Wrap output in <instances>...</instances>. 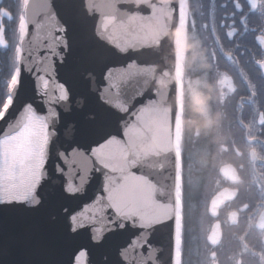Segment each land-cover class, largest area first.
Returning <instances> with one entry per match:
<instances>
[{
    "label": "snow or ice",
    "instance_id": "obj_1",
    "mask_svg": "<svg viewBox=\"0 0 264 264\" xmlns=\"http://www.w3.org/2000/svg\"><path fill=\"white\" fill-rule=\"evenodd\" d=\"M82 2L91 16L88 0ZM251 3L253 8L258 6L257 0H251ZM119 6L130 9L129 17L112 26L110 31V18H105L103 25L97 21V43L91 44L82 57V66L85 74L93 72L92 65L102 63L113 50L145 57L139 63L131 61L121 71H113L105 65L98 81L103 87L92 93L98 108L93 110L95 116H88L90 123L102 125L107 118L121 114L127 119H118L114 130H101L88 143L81 141L78 125L70 129L66 125L58 128L60 113L51 105L59 107L61 102L74 99L75 93L68 81L53 82L50 89L54 72L52 61L42 70L44 74L39 75L40 87L36 89L47 98V106L43 108L46 114L38 112L33 103L24 102L16 108L18 97L15 94L24 88L22 72L32 71L21 64L20 68L14 69L16 84L8 79L7 92L0 102V121L4 122L0 128V205H20L32 210L55 207L63 215L72 235L86 232V242L73 252L68 264H89L88 256L93 247H103L110 237L124 233L128 235L117 248L116 260L108 264H156V250L150 240L156 231L171 226L175 264V217L156 219L153 216L156 211L153 189L146 185L138 157L144 146L166 141L169 123L175 122V110L170 113L163 106L162 91L149 85V81L163 84V80L157 79L155 60L157 50L167 40L162 33L171 18L180 27L190 23L194 26V21L190 19L185 0H179L178 5L173 0L170 3L164 0H120ZM69 7L75 9L76 5L72 3ZM40 12L41 9H37L35 15ZM96 15L99 17L100 14ZM30 26L36 32L34 39L42 38L39 30L44 25ZM68 30L52 24L47 33L49 43L42 50L51 53L57 61L61 59L57 49L66 50L68 47L65 36ZM178 42L183 41L178 39ZM87 79L91 84L92 78ZM260 123L264 124V116H261ZM58 143L64 151L57 148ZM54 161H59L63 167ZM93 173L102 177L99 194L88 203L80 202L74 206L68 203L85 192ZM53 177L58 178V184L53 183ZM147 179L152 180L151 177ZM50 187L55 191H50ZM130 251L135 255L130 257Z\"/></svg>",
    "mask_w": 264,
    "mask_h": 264
},
{
    "label": "water",
    "instance_id": "obj_2",
    "mask_svg": "<svg viewBox=\"0 0 264 264\" xmlns=\"http://www.w3.org/2000/svg\"><path fill=\"white\" fill-rule=\"evenodd\" d=\"M252 11L257 9L252 7L251 0H247ZM170 3L171 0H164ZM179 0H173L178 5ZM237 2V1H236ZM259 4V0H257ZM75 3L76 8L71 9L70 4ZM239 4V3H238ZM120 0H88V9L93 13L91 16L85 11L82 0H25L24 18L19 43L18 66L21 64L32 69L31 72H22L24 88L22 92H17L18 97L15 107L19 108L21 103H33L38 112H43L47 98L40 95L36 89L40 87L39 75H43V69L51 65L54 66V72L50 78V89L53 82L64 83L68 81L71 84V90L75 93L74 99L68 102H61L57 107L51 105L60 113V119L57 121V127L66 125L68 129L77 125L81 129L80 139L84 143L91 142L96 138L101 130H114L117 126V120L127 119L121 114L119 117L111 116L104 120L103 124H92L88 116H95L94 109L98 108V102L92 95L98 87L101 75L105 71V65L113 71H121L133 60L137 63L145 59L135 53L122 54L118 51H111L107 54L102 63L92 65L93 72L85 74L83 72L82 57L86 54L91 44L96 41V25L99 20L103 25L105 18H110L112 24L108 31L114 25H119L127 20L130 15V9L121 8ZM241 7V5L239 4ZM37 9H41L40 15L36 16ZM99 13V17L96 15ZM178 16V10H177ZM42 24L40 36L42 38L34 39L36 32L29 25ZM68 28L65 36L68 40L66 50L57 49L60 60L42 49L47 48L49 40L47 33L51 30V25ZM107 35V32L103 33ZM53 35H59L53 33ZM231 37L233 34H230ZM167 40L157 50L155 56L157 67V79L163 80V84L149 85L162 91L163 106L171 113L175 110V122L169 123V135L166 141L159 145H146L142 148L138 157L145 173L146 185L153 189V199L156 202V211L153 216L156 219H169L175 217V264H179V246L181 241L182 224V160H181V127H182V53H183V27L175 23L174 18L169 19L166 30L162 33ZM258 43L264 49V37H257ZM264 75V61L258 62ZM37 69L41 71L38 72ZM79 69V70H78ZM167 73V75H164ZM88 77L92 78L91 84ZM16 84V76L13 77V85ZM55 94V93H53ZM64 109V111H61ZM11 111V110H10ZM264 111H261L257 118L258 125ZM9 119L11 116L8 117ZM4 122L0 121V128ZM66 143V141H62ZM60 151H64L60 144H57ZM252 161L257 160V154L254 149L250 151ZM50 162V166H51ZM54 163L63 167L59 161ZM223 177L238 182L240 179L239 171L232 163L223 164L220 168ZM50 175L51 172H50ZM148 177L152 180L148 181ZM53 183L58 184L59 180L53 177ZM102 177L93 173V179L90 186L86 187L85 192L74 201L68 203L73 206L77 203L90 202L91 198L99 194ZM54 192L55 189L51 188ZM238 190L233 188H223L211 198L209 213L213 216L218 215L219 208L234 199ZM237 212L230 214L232 221ZM264 223V211L258 219V226ZM87 233L81 232L79 235H72L69 232L67 222L62 214L55 207L45 206L36 210L29 209L20 205H0V264H68L73 252L85 243ZM127 233L118 234L110 237L109 241L100 248L93 247L88 256L89 264H108L109 261L116 260L117 248ZM147 235V233H145ZM222 237V229L217 221L213 224L208 239L214 244L219 243ZM153 249L156 250V264H173V232L171 226L161 228L156 231L150 240ZM135 253L129 252V256Z\"/></svg>",
    "mask_w": 264,
    "mask_h": 264
},
{
    "label": "flooded vegetation",
    "instance_id": "obj_3",
    "mask_svg": "<svg viewBox=\"0 0 264 264\" xmlns=\"http://www.w3.org/2000/svg\"><path fill=\"white\" fill-rule=\"evenodd\" d=\"M236 1L211 0L212 7L207 9L202 0H193L195 8L192 17L194 26L192 25L191 41L196 47L190 58L192 69H190L188 101L191 111L188 122L193 119L197 121L203 119L201 114L194 112L193 97L196 91L208 93L210 91L209 85L212 86V99L209 103L208 113L210 117L219 118L220 109L225 102L227 104L225 106L228 108L234 106L237 99L231 96V93H235L236 87L233 89L229 87V84L232 83L233 74L228 70L224 71L223 68L232 65V60L236 59L233 53H236L246 44H252V40L259 45L257 37H264V19L261 21L262 16H254V12L258 9L252 11L247 0H238L241 7ZM218 3L224 8L222 11L218 10ZM260 3L261 0H259L258 8ZM228 4H232V6L227 7ZM230 34L233 36L231 37ZM185 40H187L186 26ZM208 52L213 53V59L211 55H206ZM194 53H202V55L194 56ZM222 55L229 62H224ZM260 61H264V59L255 60V63L258 64ZM224 100L225 102H223ZM238 103L241 104V101L239 100ZM261 111H264V108L257 114V125V118ZM263 125H258L260 127L259 132L263 131L261 127ZM218 127L219 124L216 123L211 128L198 129L195 125L189 127L188 123L187 132L195 142L216 141L222 138L217 133ZM251 139L254 141L256 138L252 136ZM249 160L254 167L245 175L241 171L244 168L243 165L237 166L233 162H226L237 167L240 175L238 182L223 177L220 173L223 164L219 166L218 176L215 175L212 179L213 192L207 203L209 217H205L200 237L197 238L200 243L197 245V242H191V239L195 240V237L190 238L185 264H264V223H261V227L257 224L264 211V188L262 194L258 193L255 182L258 180L257 183L261 184L262 179L255 174L259 171L258 168H255L256 161H252L250 155ZM261 175L263 176L264 173L261 172ZM226 187L237 189V195L219 208L217 216H213L209 213L211 198L219 190ZM232 212L238 213L233 221L230 219ZM217 221L221 225L222 237L219 243L214 244L209 241L208 236L213 224Z\"/></svg>",
    "mask_w": 264,
    "mask_h": 264
},
{
    "label": "trees",
    "instance_id": "obj_4",
    "mask_svg": "<svg viewBox=\"0 0 264 264\" xmlns=\"http://www.w3.org/2000/svg\"><path fill=\"white\" fill-rule=\"evenodd\" d=\"M207 9L212 7L211 0H202ZM190 19L194 13L193 0H187ZM25 0H0V102L4 100L7 92V81L11 78L13 84L14 69L18 66L19 43L24 18ZM228 4L227 7H231ZM219 11L224 9L217 4ZM260 15L264 19V0L254 16ZM187 40L185 42V54L183 62V125L181 139L182 153V245L181 264H185V256L190 238L200 243V237L205 217H209L207 203L213 192L212 179L219 174V166L226 162H233L237 166L243 165L241 170L247 174L254 165L249 160L250 149H255L258 154L255 168L259 171L256 175L261 177V184L256 180V189L262 194L264 188V125L262 132L256 124V117L264 108V77L255 63V60L264 59V50L252 40V44H246L236 53L230 67L223 68L233 74L230 89L236 87L231 96L237 100L234 106L228 108L225 102L220 109L218 118L219 127L216 129L222 138L216 141L195 142L187 132L188 118L190 114L189 88L190 84V58L194 49L187 47L193 44L191 41L192 24L186 26ZM242 40V38H240ZM213 53L208 52L206 55ZM219 58V57H218ZM224 62L229 60L222 55ZM241 101V104L238 101ZM256 139L252 141L251 137ZM200 240V239H199Z\"/></svg>",
    "mask_w": 264,
    "mask_h": 264
},
{
    "label": "clouds",
    "instance_id": "obj_5",
    "mask_svg": "<svg viewBox=\"0 0 264 264\" xmlns=\"http://www.w3.org/2000/svg\"><path fill=\"white\" fill-rule=\"evenodd\" d=\"M188 48L194 49L196 47L195 44H188ZM202 55V53H194V56ZM210 91L208 93H204L202 91H196L193 97L194 102V112L199 113L203 116V119L197 121L195 119L190 120L189 127L195 125L198 129H208L211 128L214 124L218 123V117H210L209 113V103L212 99L211 95V85L208 86Z\"/></svg>",
    "mask_w": 264,
    "mask_h": 264
}]
</instances>
